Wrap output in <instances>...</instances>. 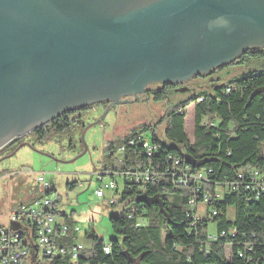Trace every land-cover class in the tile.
<instances>
[{
	"label": "water",
	"instance_id": "obj_1",
	"mask_svg": "<svg viewBox=\"0 0 264 264\" xmlns=\"http://www.w3.org/2000/svg\"><path fill=\"white\" fill-rule=\"evenodd\" d=\"M260 47L264 0H0V151L66 112L116 107L117 94L207 75Z\"/></svg>",
	"mask_w": 264,
	"mask_h": 264
},
{
	"label": "trees",
	"instance_id": "obj_2",
	"mask_svg": "<svg viewBox=\"0 0 264 264\" xmlns=\"http://www.w3.org/2000/svg\"><path fill=\"white\" fill-rule=\"evenodd\" d=\"M232 66L253 70L171 107L165 141L155 129L143 127L109 145L107 150L115 151L145 134L158 149L149 158L141 145L126 144L122 162L107 155L103 176L115 181L119 175L124 183L123 190L115 192L118 202L111 206L123 205V210L110 218L109 243L94 232L86 234L91 247H85L77 264H264V49L251 50L217 71ZM168 93L156 91L153 99L165 101ZM190 108L192 141L185 129ZM69 129L70 119L62 115L30 135L43 143ZM148 167L153 178L137 183L134 174ZM247 170L259 173L256 180ZM201 173L206 179L195 181ZM259 181L261 186L256 185ZM205 195L210 202L200 216L198 206ZM40 198L42 193L35 188L30 202ZM191 200L197 208L190 206ZM56 214L65 217L57 210ZM210 223L215 224L213 234ZM77 238L72 235L61 243L72 244ZM107 246L110 254L104 251ZM44 259L43 264H74L68 257Z\"/></svg>",
	"mask_w": 264,
	"mask_h": 264
},
{
	"label": "rangeland",
	"instance_id": "obj_3",
	"mask_svg": "<svg viewBox=\"0 0 264 264\" xmlns=\"http://www.w3.org/2000/svg\"><path fill=\"white\" fill-rule=\"evenodd\" d=\"M224 69L216 70L214 78L220 77L218 84L207 78L209 74L199 79L193 78L186 81L179 91H169L168 99L165 101L156 102L153 99L156 96L152 92L159 89L158 83H153L146 87L151 90L150 96H144L145 91L140 96L138 95L139 100L136 102L125 105L123 103L114 108L97 105L92 110L82 113L81 120L77 124L71 123L67 132L52 135L48 141L43 143H38L35 138L25 136V143L28 146L19 151L17 148L13 153L8 149L0 155V157L10 156L0 160V228H10L11 212L20 204L30 202L33 191L39 187L37 178L44 175L51 185L52 197L57 201V211L65 214V217L61 219L81 228L82 233L79 240L83 245L87 249L91 247L86 234L92 232L103 239L106 244L109 243L113 236L110 218L121 213L123 205L111 206L109 201L115 196L114 192H106L104 200L96 197V191L102 185L100 177L103 183L112 181L110 176H101L104 174L102 170L106 157L112 151H108L107 148L111 143L123 140L143 127L155 129L158 137L165 141L166 113L171 107L199 92L212 91L214 86L224 85L230 79L253 70L252 67L247 66H232ZM122 99L129 100L130 98L125 96ZM94 124L97 125L87 131L83 142L85 129ZM83 126L84 129H82ZM185 129L192 141L194 124L191 108L187 111ZM85 148L88 151L83 155ZM261 149L264 156V144L261 145ZM117 150L112 157L116 161H118ZM115 181L121 192L123 179L118 175ZM218 191L222 192L221 189ZM206 210L207 207L204 204L198 206L200 216H204ZM232 215L233 211H230V216ZM209 231L212 234L215 232L214 223H210ZM226 255H230L229 248L226 249ZM38 260L44 263L42 253L39 254Z\"/></svg>",
	"mask_w": 264,
	"mask_h": 264
},
{
	"label": "built area",
	"instance_id": "obj_4",
	"mask_svg": "<svg viewBox=\"0 0 264 264\" xmlns=\"http://www.w3.org/2000/svg\"><path fill=\"white\" fill-rule=\"evenodd\" d=\"M126 144L131 147L141 145L149 158L153 157L158 149L145 134H139L129 139ZM126 144L118 148L116 152L118 162H122L121 157L126 149ZM111 152L108 153L109 156H113V153L110 154ZM246 173L252 177V180H256L259 175L255 170H247ZM134 176L137 183L144 184L150 182L154 172L148 167ZM100 179L102 185L96 191V197L104 200L106 192L115 193L118 190V183L114 180L103 183V179L101 177ZM205 179L206 176L203 173L194 178L197 182ZM37 182L42 198L17 206L10 215V228H0V264H29L30 262L34 264L39 259L40 253L44 258L68 257L74 264H77L85 251L83 243L78 238L74 239L72 244H62L61 242L68 240L72 235L79 237L82 230L78 225L68 224L56 214V200L52 197L53 191L46 177L40 175ZM261 184V181L256 182L257 186H261ZM117 202L118 198L115 196L109 201L110 204ZM209 202V195H205L203 204L206 205ZM190 206L197 208L194 200L190 201ZM214 215L217 213L214 212ZM226 235V232L222 233L223 237ZM104 251L106 254H110L111 247L107 246Z\"/></svg>",
	"mask_w": 264,
	"mask_h": 264
},
{
	"label": "flooded vegetation",
	"instance_id": "obj_5",
	"mask_svg": "<svg viewBox=\"0 0 264 264\" xmlns=\"http://www.w3.org/2000/svg\"><path fill=\"white\" fill-rule=\"evenodd\" d=\"M257 49H264V47H260V48H248L246 51H245V53H243L241 56H240V58H242L243 56H245V55H247V53L249 52V51H251V50H257ZM239 58V59H240ZM219 69V68H218ZM217 68L216 69H214V70H212L210 73H207V74H209V77H207V78H210V79H212V81H216V84H218L219 82H220V77H217V78H214L215 77V73L217 72L216 70H218ZM206 75V74H205ZM195 79H199V78H202V75L201 76H196V77H194ZM186 81H184V82H179V81H177V82H173V83H158L157 84V86L159 87V89H157V91H161L163 94L164 93H167V91L169 92V91H171V92H177V91H179L180 89H181V87H182V85L185 83ZM184 91H185V89H183ZM146 91V92H145ZM145 94H144V96H146V95H149L150 96V93H151V90H149V89H145ZM143 92V93H144ZM153 94H154V92H152ZM140 96V95H139ZM117 98H119L118 100H120V99H122V98H125V97H122V95H120V94H117V96H116ZM127 98H130L129 100H126V99H122V100H120V102H121V104H123V102H127L128 104L129 103H133L134 101L136 102L137 100H139V98H137L136 96H134V95H130V96H127ZM114 101V100H113ZM120 104V105H121ZM97 105H104L105 106V108H108V107H113V104L109 101H103V102H101L100 104H95V105H90V106H87V107H85V108H83V109H81V110H79V111H71V112H66V113H64V114H62V115H66V117L67 118H69L70 119V127H71V123H75V124H77L80 120H81V118H82V113H84V112H87V111H89V110H92L95 106H97ZM120 105H117V107L118 106H120ZM125 105V104H124ZM114 108V107H113ZM61 115V116H62ZM58 119V118H57ZM82 129H84V126H83V128ZM2 135V134H1ZM0 135V136H1ZM5 135H2L1 137H4ZM34 138L33 137V135H29V136H27V138ZM22 144H25V138H22V139H18V140H14L13 142H11L10 144H8L5 148H3L1 151H0V155L2 154V153H4L5 151H7L8 149H10L11 151H12V153L20 146V145H22ZM12 153H10V154H12ZM6 157H10L9 155L8 156H2V157H0V160H3V159H5Z\"/></svg>",
	"mask_w": 264,
	"mask_h": 264
},
{
	"label": "crops",
	"instance_id": "obj_6",
	"mask_svg": "<svg viewBox=\"0 0 264 264\" xmlns=\"http://www.w3.org/2000/svg\"><path fill=\"white\" fill-rule=\"evenodd\" d=\"M60 219L63 218L62 216L59 217Z\"/></svg>",
	"mask_w": 264,
	"mask_h": 264
}]
</instances>
